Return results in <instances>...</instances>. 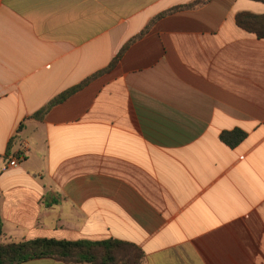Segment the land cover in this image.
I'll return each instance as SVG.
<instances>
[{"label": "crops", "instance_id": "crops-1", "mask_svg": "<svg viewBox=\"0 0 264 264\" xmlns=\"http://www.w3.org/2000/svg\"><path fill=\"white\" fill-rule=\"evenodd\" d=\"M193 1L0 0L2 242L114 239L142 264H264V39L235 19L264 3L158 18ZM234 129L247 137L231 148L220 134Z\"/></svg>", "mask_w": 264, "mask_h": 264}, {"label": "trees", "instance_id": "trees-1", "mask_svg": "<svg viewBox=\"0 0 264 264\" xmlns=\"http://www.w3.org/2000/svg\"><path fill=\"white\" fill-rule=\"evenodd\" d=\"M209 1L211 0H194L190 4L170 10L158 18L180 9L199 8ZM253 1L264 3V0ZM235 19L239 27L255 34L259 39H264V14L241 12L236 15ZM151 24L152 22L149 26ZM122 52L104 70L89 77L80 85L59 94L39 112L40 116H43L52 106L60 103L97 76L114 68ZM246 137L247 133L240 129L223 131L220 134V140L231 148L237 147ZM1 235L2 231L0 229V264H23L29 260L45 257L72 264H142L144 258L143 252L138 246L114 239L100 241L35 239L23 242H2Z\"/></svg>", "mask_w": 264, "mask_h": 264}, {"label": "built area", "instance_id": "built-area-1", "mask_svg": "<svg viewBox=\"0 0 264 264\" xmlns=\"http://www.w3.org/2000/svg\"><path fill=\"white\" fill-rule=\"evenodd\" d=\"M22 153H24V151ZM22 153L19 156H14L12 158L11 162L9 163L10 167H16L17 166L18 160L24 156Z\"/></svg>", "mask_w": 264, "mask_h": 264}]
</instances>
